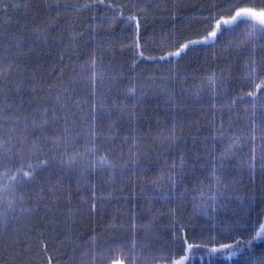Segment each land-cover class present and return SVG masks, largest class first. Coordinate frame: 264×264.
Returning <instances> with one entry per match:
<instances>
[{
    "label": "trees",
    "instance_id": "1",
    "mask_svg": "<svg viewBox=\"0 0 264 264\" xmlns=\"http://www.w3.org/2000/svg\"><path fill=\"white\" fill-rule=\"evenodd\" d=\"M239 6L0 0V264H264V31L190 43Z\"/></svg>",
    "mask_w": 264,
    "mask_h": 264
},
{
    "label": "snow or ice",
    "instance_id": "2",
    "mask_svg": "<svg viewBox=\"0 0 264 264\" xmlns=\"http://www.w3.org/2000/svg\"><path fill=\"white\" fill-rule=\"evenodd\" d=\"M255 22L252 24L253 28H257L259 27L261 31H264V7H261L259 11H256L255 10V7H250V6H239L237 8V10L234 11V13L231 15V19H228V20H224L223 21V24L225 26H236L238 25L239 23H243V22H248V23H251V22ZM216 29H219L221 27V24L220 22L218 21L217 24L215 25ZM217 35V32L216 31H212L209 33V35L207 37L204 38V41H207V40H210L212 38H214L215 36ZM199 42H202V41H191L190 43H199ZM185 48L188 47V45H184ZM180 53L177 52L175 53V55H179ZM163 59V58H162ZM261 87V85H256V88L257 90H259ZM250 95H255V93H250ZM101 163H106V161L102 160ZM31 168V166H29ZM24 176H29L30 173L29 172H24L23 173ZM264 235V228L261 229L260 232L256 233V236L259 237V236H262ZM240 241H237L235 243V245H221L219 246L218 248L217 247H213L210 249V253L214 254L216 252H225V251H229L230 254L228 255L227 258H231V256H234L236 255V252L233 251L232 249L234 248H238L239 245H240ZM193 247V245L189 244L187 245V249H191ZM188 257L187 256H184V257H181L180 259L178 260H175L174 261V264H183L184 260H186Z\"/></svg>",
    "mask_w": 264,
    "mask_h": 264
},
{
    "label": "rangeland",
    "instance_id": "3",
    "mask_svg": "<svg viewBox=\"0 0 264 264\" xmlns=\"http://www.w3.org/2000/svg\"><path fill=\"white\" fill-rule=\"evenodd\" d=\"M230 19H231V18H230ZM224 20H228V19H224ZM224 20H222V21L220 22L221 27H220L219 29H216V27H215V30H214V31L217 32V35L219 34L221 28H222L223 26L225 27V25L223 24V21H224ZM217 35H216L214 38L210 39V40H207V41L202 40V42L195 43V44H210V43H213V42L216 40ZM195 44H189L188 47H189L190 45H195ZM188 47H187V48H188ZM187 48L183 47V48L179 51L180 54H179L178 56L175 55V57L178 58L183 52L186 51ZM186 256L188 257V256H189V253H187ZM187 259H188V258H187ZM187 259L184 260L183 264H186ZM173 264H174V263H173Z\"/></svg>",
    "mask_w": 264,
    "mask_h": 264
}]
</instances>
